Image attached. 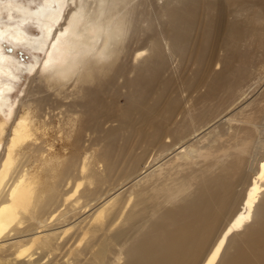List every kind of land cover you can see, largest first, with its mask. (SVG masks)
<instances>
[{"label": "bare ground", "instance_id": "6f19581e", "mask_svg": "<svg viewBox=\"0 0 264 264\" xmlns=\"http://www.w3.org/2000/svg\"><path fill=\"white\" fill-rule=\"evenodd\" d=\"M0 11V112L3 46L45 52L0 144V264H264V0Z\"/></svg>", "mask_w": 264, "mask_h": 264}, {"label": "rangeland", "instance_id": "374dc122", "mask_svg": "<svg viewBox=\"0 0 264 264\" xmlns=\"http://www.w3.org/2000/svg\"><path fill=\"white\" fill-rule=\"evenodd\" d=\"M10 0H0V3H5ZM19 4H23L26 6H30L34 11H37L38 7H41L46 0H15ZM13 15V14H12ZM16 16V15H14ZM17 17V18H16ZM13 18L11 23H20V18L16 16ZM7 21L9 19V13L7 11H0V21ZM9 24V23H5ZM25 28V29H24ZM23 29L27 31L30 37L32 38H39L41 35V31L38 28L36 22L29 21L24 26ZM15 42H8L3 46L4 56H8L12 59L13 63L15 64V68L12 67L13 72H16L19 80L16 81L14 84L13 91L9 94V105L8 107L4 108V112H0V144L4 143L5 137L7 136L10 129L11 121H9L8 116L10 112H13L18 109V103L24 97V91L27 89L29 84L31 83V78L34 77L33 86L37 85L40 79V75H35L34 73L31 74L30 72L26 71L25 68L29 66H37L41 64L45 57V52H34L31 51V48L27 45H19V43ZM30 48V49H29ZM21 66L23 69L21 71H16V67ZM25 69V70H24ZM2 82L6 83V77H1ZM11 107V108H10ZM12 109V110H11ZM23 114L26 112L24 107L22 108ZM213 140L212 136H206L201 138L199 141V147H205L209 149L211 147V141ZM206 164L201 161L197 166H194L189 171L190 179H194V177L201 176L203 171L206 169L204 167ZM193 181V180H192Z\"/></svg>", "mask_w": 264, "mask_h": 264}]
</instances>
